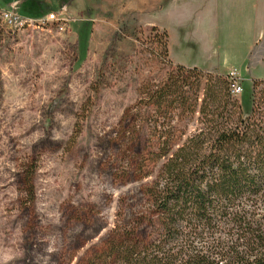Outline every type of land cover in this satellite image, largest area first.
<instances>
[{
  "label": "rangeland",
  "instance_id": "1",
  "mask_svg": "<svg viewBox=\"0 0 264 264\" xmlns=\"http://www.w3.org/2000/svg\"><path fill=\"white\" fill-rule=\"evenodd\" d=\"M255 2L258 12L257 0H0V11L33 21L0 18V264H75L115 221L125 224L145 206L138 189L165 157L144 128L146 175L122 180L114 135L123 110L167 80L171 60L217 68L201 70L197 93L187 89L196 104L204 74L233 70L242 89L234 97L248 113L252 81L264 79V19L260 30L247 21ZM60 9L70 18L64 31L43 20ZM261 10L264 17V0ZM186 31L196 40L193 59L176 50ZM196 117L182 118L184 136Z\"/></svg>",
  "mask_w": 264,
  "mask_h": 264
},
{
  "label": "trees",
  "instance_id": "2",
  "mask_svg": "<svg viewBox=\"0 0 264 264\" xmlns=\"http://www.w3.org/2000/svg\"><path fill=\"white\" fill-rule=\"evenodd\" d=\"M166 41L163 30L158 43L167 55ZM204 76L198 104L187 89L198 92L201 70L176 64L164 83L144 89L138 108L123 110L114 135L118 177H145L144 128L165 160L138 189L145 206L125 224L115 221L75 264H264V79L252 81L243 113L227 75ZM194 114L184 136L182 118Z\"/></svg>",
  "mask_w": 264,
  "mask_h": 264
},
{
  "label": "crops",
  "instance_id": "3",
  "mask_svg": "<svg viewBox=\"0 0 264 264\" xmlns=\"http://www.w3.org/2000/svg\"><path fill=\"white\" fill-rule=\"evenodd\" d=\"M257 1L259 3V10H258V12H256V2H255V4L252 6V9L249 10V16H248L247 21L251 27L253 24H255L257 22L258 29L260 30L264 17H263V13L261 10V0H257ZM172 2L174 4V2H176V0H165V6L167 4L170 5ZM257 31L256 32L252 31V33L249 35V41H248L249 52L251 51L255 42H257V40H259L258 36H259L260 31H258V32ZM182 35H183V38L177 40V49L176 50L180 51L181 54L186 53V55L188 56L189 59H193V58H190L191 52H189V51H191V50H190L189 45H193L195 47L196 46V40H195V38L189 36L190 33L187 31L184 32ZM263 36L264 35L262 33V36L260 38H262ZM168 55H169V59L171 60V58H170V47H169ZM190 61H193V60H190ZM171 62H173L174 65L177 64V65H182L185 67H196L197 69L205 70L207 72H209L210 70H217L216 67H207V66L196 64L194 62H190V63H186V64H181L179 62H175L172 60H171Z\"/></svg>",
  "mask_w": 264,
  "mask_h": 264
},
{
  "label": "built area",
  "instance_id": "4",
  "mask_svg": "<svg viewBox=\"0 0 264 264\" xmlns=\"http://www.w3.org/2000/svg\"><path fill=\"white\" fill-rule=\"evenodd\" d=\"M0 18L2 20H7L9 24L14 26H23L25 24H31L33 21L29 19H21L19 15L14 13L11 9H4L0 11ZM46 22L49 23H55L58 26V29L60 31H64L66 28L67 22L70 21L69 16L64 11H61V9L58 11V13H50L46 15L43 19ZM227 76L229 77V90L231 95L236 96L239 95L242 91L239 84L235 81V73L233 70H229L227 73Z\"/></svg>",
  "mask_w": 264,
  "mask_h": 264
}]
</instances>
